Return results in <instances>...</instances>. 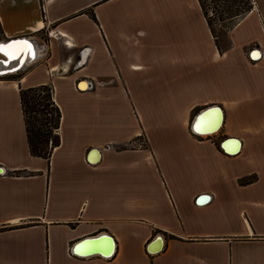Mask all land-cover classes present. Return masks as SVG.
Wrapping results in <instances>:
<instances>
[{
	"label": "crops",
	"instance_id": "obj_1",
	"mask_svg": "<svg viewBox=\"0 0 264 264\" xmlns=\"http://www.w3.org/2000/svg\"><path fill=\"white\" fill-rule=\"evenodd\" d=\"M252 1L217 42L199 0H0V41L37 48L0 76V264H264V0ZM42 85L62 112L49 160L30 153L20 95ZM205 108L201 130L221 127L202 137Z\"/></svg>",
	"mask_w": 264,
	"mask_h": 264
},
{
	"label": "trees",
	"instance_id": "obj_2",
	"mask_svg": "<svg viewBox=\"0 0 264 264\" xmlns=\"http://www.w3.org/2000/svg\"><path fill=\"white\" fill-rule=\"evenodd\" d=\"M199 2L217 42L219 37L213 28V21L207 7L208 9L209 7L214 8L220 21H225V14H229L228 19L231 21V27L228 30L237 25L254 7L252 0H199ZM2 34L0 23V39ZM20 95L30 153L34 157L49 160L54 149L61 144L59 129L62 112L53 99V89L50 86L42 85L22 89ZM198 111V109L195 110L193 115ZM256 179H247L241 183L250 184Z\"/></svg>",
	"mask_w": 264,
	"mask_h": 264
},
{
	"label": "water",
	"instance_id": "obj_3",
	"mask_svg": "<svg viewBox=\"0 0 264 264\" xmlns=\"http://www.w3.org/2000/svg\"><path fill=\"white\" fill-rule=\"evenodd\" d=\"M19 41H28L34 46L35 53L33 54L31 60L26 63V65H28L29 63H31L33 60H35L37 58V48H36L35 44L30 39H28L26 37L8 39V40L0 41V45L7 46V45H10L13 42H19ZM3 57L6 58V55L4 53H0V76H4L6 74H16V73L20 72L21 70H23L24 65L21 62H22V59L24 58V55H21L18 58H16L15 60L11 61L12 65L17 64L19 62V64L17 66H15V67H13L11 69H7V67L11 66V65H9V63H7V62H9V60L8 59H4ZM18 59L20 61L17 62ZM81 84H85V82L82 81V82H80L79 85L81 86ZM212 109H214V108H212ZM209 111H210V108H205L204 110L200 111L196 115V117L194 118V120L192 122V129H193V131L196 134H198V135H212V134L216 133L220 129L221 124L217 127V129H214V130H211V131H207V132L199 131V129H198L199 125L203 121H206V118H207V115H208ZM223 147L225 148V145H223ZM3 172H4V170L0 169V173H3ZM106 238L111 240V242H113L112 238H110V237H106ZM92 242H95V241L94 240L86 241L87 244L88 243H92ZM114 251L115 250L113 249V247H111L109 250H105V251L104 250H98V249L95 248V249H90V250L86 251L84 255H96V254H99V255H101L103 257L110 258L114 254Z\"/></svg>",
	"mask_w": 264,
	"mask_h": 264
},
{
	"label": "bare ground",
	"instance_id": "obj_4",
	"mask_svg": "<svg viewBox=\"0 0 264 264\" xmlns=\"http://www.w3.org/2000/svg\"><path fill=\"white\" fill-rule=\"evenodd\" d=\"M5 52H7L8 54L6 55V58L4 57V59H8L9 62H7V63H9V65H11V66L7 67V69H11V68L15 67V66L12 65L11 61L15 60L16 58H18L21 55H24V58L22 59V62L21 63L23 65L24 64L26 65V63L31 60L33 54L35 53V50H34V46L30 42H28V41H19V42H13L10 45L5 46ZM13 53H15V56H13ZM257 57H259V55L256 56V58ZM18 61H20V60L18 59L17 62ZM18 64H19V62L17 64H14V65L17 66ZM81 87L83 89H85V88H87V84L86 83L85 84H81ZM220 124H221V117L219 116L217 124H214L210 129H208L206 131H202L201 130V127L203 128L204 125H205V121H203L200 124V126L198 127V129L201 132H207V131H211V130L217 129V127ZM157 250H159V249H157ZM157 250L155 249L154 251H157ZM81 253H84L85 254V252H81Z\"/></svg>",
	"mask_w": 264,
	"mask_h": 264
},
{
	"label": "rangeland",
	"instance_id": "obj_5",
	"mask_svg": "<svg viewBox=\"0 0 264 264\" xmlns=\"http://www.w3.org/2000/svg\"><path fill=\"white\" fill-rule=\"evenodd\" d=\"M207 10L209 11V15L211 16V19L213 21V28L217 34L218 37L222 38L224 33L228 31L229 27H231V21L228 19L229 14H225V21H220L218 19V16L216 15V12L213 7H207ZM220 11V10H219ZM15 75V74H14ZM5 77H11L13 75H4ZM139 143V142H138Z\"/></svg>",
	"mask_w": 264,
	"mask_h": 264
},
{
	"label": "built area",
	"instance_id": "obj_6",
	"mask_svg": "<svg viewBox=\"0 0 264 264\" xmlns=\"http://www.w3.org/2000/svg\"><path fill=\"white\" fill-rule=\"evenodd\" d=\"M207 136H208V135H207ZM202 137H205V135L202 136ZM137 146L140 147V148H142V147H144V146H146V145L143 144V142H140V143L132 142V143L129 144L128 147H137Z\"/></svg>",
	"mask_w": 264,
	"mask_h": 264
},
{
	"label": "snow or ice",
	"instance_id": "obj_7",
	"mask_svg": "<svg viewBox=\"0 0 264 264\" xmlns=\"http://www.w3.org/2000/svg\"><path fill=\"white\" fill-rule=\"evenodd\" d=\"M0 53H5V55L8 54L7 52H5V46L0 45ZM13 56H15V53H13Z\"/></svg>",
	"mask_w": 264,
	"mask_h": 264
}]
</instances>
